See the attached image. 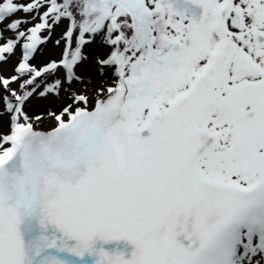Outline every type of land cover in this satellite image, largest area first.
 I'll return each mask as SVG.
<instances>
[{
    "label": "snow or ice",
    "instance_id": "obj_1",
    "mask_svg": "<svg viewBox=\"0 0 264 264\" xmlns=\"http://www.w3.org/2000/svg\"><path fill=\"white\" fill-rule=\"evenodd\" d=\"M0 264H264V0H0Z\"/></svg>",
    "mask_w": 264,
    "mask_h": 264
},
{
    "label": "bare ground",
    "instance_id": "obj_2",
    "mask_svg": "<svg viewBox=\"0 0 264 264\" xmlns=\"http://www.w3.org/2000/svg\"><path fill=\"white\" fill-rule=\"evenodd\" d=\"M59 31H60V29H57V32L59 33ZM59 50L58 49H55V50H53L52 49V46L51 45H49L48 46V50L45 52V56H47L48 54H55V52H58Z\"/></svg>",
    "mask_w": 264,
    "mask_h": 264
},
{
    "label": "rangeland",
    "instance_id": "obj_3",
    "mask_svg": "<svg viewBox=\"0 0 264 264\" xmlns=\"http://www.w3.org/2000/svg\"><path fill=\"white\" fill-rule=\"evenodd\" d=\"M42 107V106H41Z\"/></svg>",
    "mask_w": 264,
    "mask_h": 264
}]
</instances>
